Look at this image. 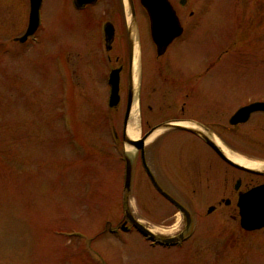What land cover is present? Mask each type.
<instances>
[{
    "label": "rangeland",
    "instance_id": "rangeland-1",
    "mask_svg": "<svg viewBox=\"0 0 264 264\" xmlns=\"http://www.w3.org/2000/svg\"><path fill=\"white\" fill-rule=\"evenodd\" d=\"M193 1L187 0L180 16L187 17L188 9L196 11ZM199 2L208 5L204 14L211 17L212 27L200 28L195 42L199 49L190 59L182 55L178 62L199 67L209 62L219 71L213 76L215 82L200 81L197 108L183 115L207 120L200 114H224L221 121L226 128L217 131L222 140L243 159L264 166V115L255 113L247 124L235 128H228L227 123L239 107L264 101V0ZM47 5L46 16L52 25L48 31L54 32L56 22L64 31H55L52 41L76 53L69 59L77 68L80 84L74 91L80 94L74 96L73 88L63 83L62 69L41 68L36 79L26 68L30 55L8 63L4 76L0 72V264H233L231 250L219 257L211 255L206 235L217 234V229L212 232L199 226L190 239L193 253L183 251L181 257L178 249L150 247L134 232L114 235L108 231L123 213V157L135 151L121 142V111L106 114L103 76L97 78V64L90 65L97 63L98 55L82 53V21L69 14L66 18L67 10L57 0ZM47 51H40V57ZM97 90L102 93L100 98H96ZM172 110L150 116L162 120L174 116ZM144 114H149L145 106ZM147 130L145 124L142 132ZM159 134L155 141L152 137L146 142V154L158 171V180L171 192L192 200L199 219L212 199L205 194L212 184L206 166L210 163H202L208 152L190 134ZM215 171L214 179L222 174L221 168ZM133 186V193L128 194L130 209L155 235L175 236L182 229V217L152 190L139 164ZM256 235L246 234L244 264H264Z\"/></svg>",
    "mask_w": 264,
    "mask_h": 264
},
{
    "label": "flooded vegetation",
    "instance_id": "flooded-vegetation-1",
    "mask_svg": "<svg viewBox=\"0 0 264 264\" xmlns=\"http://www.w3.org/2000/svg\"><path fill=\"white\" fill-rule=\"evenodd\" d=\"M54 1L0 0V72L4 76L5 70H9V67L7 68L8 63L22 61L23 58L30 55L33 57L26 62V68L36 74V79L41 68L42 71L45 70L43 68H46L47 70L45 71L53 72L62 69L66 79L65 81L61 80L63 83L67 82L68 86L70 85L73 88L74 96H79L80 93L74 91V89H77L76 87L79 89L80 84L76 78L77 68L69 59L70 54L74 53V51L66 45L54 44L52 41L56 35L55 31H57L56 33L64 32L58 29L57 22L55 23L54 32L51 34L48 31L52 25L47 18L48 15L46 16L50 7L47 4ZM168 1L175 12L177 21L182 28V33L179 37L174 38L161 53H158V49L151 37L152 23L149 13L140 0H132L134 20L129 17L130 8L125 0H82V6L78 8L73 4L74 0H57L67 10L65 12L64 9H59L64 10V16L69 14L71 17H77L79 23L82 21V53L87 52L98 55L97 63L90 62V65L97 64L95 66L98 72L97 78L103 76V94L107 105L106 114H115V109L116 111L120 110L121 114H123L121 142L124 128L127 127L132 111L135 110L137 114L138 139H142L152 128L162 123L172 121H178L179 123L195 122L200 125V131L203 134H212L217 141L226 146L228 151L240 157L234 147L224 142L217 132L219 131L218 129L226 128V125L221 121L224 114H213L212 112L210 114H200L201 116L206 115L207 120L201 119L202 117L195 114L190 116L183 115L190 114L189 112L192 111V108H197L196 99L197 94H199L200 81L206 84L215 82L216 79H213V76L219 71L209 62L203 63L201 67L194 66L193 63L190 65V62L186 64L178 62L182 55L185 54L190 59L189 56H191L193 51L199 49L195 46V42L200 38L198 36L200 28L212 27L211 17L205 15L208 5H203L199 2L200 0H194L192 7L196 8V11L188 9V15L184 17L180 16L181 14L179 13H182L187 0ZM138 5L141 10L137 8ZM64 21L65 18L62 19V22ZM16 27L18 29L16 32H10ZM48 39L50 40V46H46ZM44 42H46L45 46H43ZM48 49L49 51H47ZM40 51L42 53L47 51V54L40 57ZM170 54H173V57H169ZM82 62L87 65L83 56ZM102 72H105V74ZM83 73L82 71V86L84 87L86 77H84ZM210 77L212 78L211 80ZM111 82L116 84L117 92L113 96L116 98V103L113 106L109 104L112 93ZM97 91L96 98H100L102 93L100 90ZM144 106L149 114H144ZM166 109H173L170 114L175 115L157 121L153 120L156 119V116L151 118V114H163ZM253 115L255 114H251L248 121L244 123L230 124L229 120L233 116V114H230L227 117V123L230 125L228 128L247 124ZM145 124L148 130L142 132V127ZM167 131H178L192 135L197 139L199 145L208 152L207 156L202 158V163H210L209 165L206 164V166L210 170L212 184L207 186L205 194L209 193L208 199L212 196V199L208 200L211 205L208 206L205 213L199 215L198 219L193 209L192 200L183 198L177 191L174 193L161 186L162 184L158 180V171H156L146 154L145 143L143 155L141 151L134 149L135 153L133 156L123 157V166L125 167V162L129 159L132 169L130 187L128 190L124 187V184L121 187L123 193L126 194V197L123 198L122 196L121 200L123 213L114 229L109 226L107 227L108 231L114 233V235L119 231L124 233L134 232L141 239L147 241L150 247L166 250L178 249L177 254L181 257L183 251L185 253L190 252V255L193 253L191 248L193 245L190 239L197 232L199 226L209 227L212 232L217 229V234L206 235L212 248L210 250L211 255L219 257L220 254H224L226 249L231 250L233 264H235V261L239 262V264L245 263L247 251L246 234L256 233V237H258L256 245L260 248V252L263 255L264 240L262 238L264 237V227L250 231L243 229L240 224L239 202L247 192L264 186V173L250 172L229 164L196 134L178 129H168L161 132V134ZM156 137L153 138V141L156 140ZM241 158H243V155ZM137 164L140 165L144 175L149 180L152 190L180 213L183 221L182 229L175 236H158L156 241H150L136 231L134 222H139L149 228L147 222L130 209L129 203L131 202L128 199V194L133 193ZM216 168H221V173H225L223 174V181L220 180L222 174L214 179ZM151 177L156 180L163 192L168 194L186 211L189 223H187L184 213L153 186ZM220 192L222 196L218 197ZM259 199H264V197L260 196ZM217 216H220V218L218 217L217 219ZM163 238L174 240L164 243ZM96 253H100L99 249ZM93 259L97 260L96 258ZM101 260L103 259L101 258ZM103 263L105 264V262L101 264Z\"/></svg>",
    "mask_w": 264,
    "mask_h": 264
},
{
    "label": "water",
    "instance_id": "water-1",
    "mask_svg": "<svg viewBox=\"0 0 264 264\" xmlns=\"http://www.w3.org/2000/svg\"><path fill=\"white\" fill-rule=\"evenodd\" d=\"M86 1V0H85ZM127 4L130 8L129 17L134 20V10L132 6V0H126ZM141 4L146 8L149 13L152 27H151V37L158 49V53H161L163 49L177 36L181 33L180 25L175 16V12L172 9L168 0H140ZM82 3V0H76L75 4L79 5ZM34 9V7H33ZM33 11V10H32ZM31 32V31H30ZM116 84L112 85V95L110 100V105L112 106L116 102V98L113 96L116 94ZM264 112V102H254L250 103L246 106L239 108L234 115L230 118V124L244 123L246 122L250 115L254 112ZM178 121L166 122L162 123L154 128H152L148 133L144 135L142 139H131L127 135V128H124L123 132V143L132 147L136 150H140L141 154H144V145L145 141L149 139L157 131H165L168 129H178L185 130L190 133L196 134L200 136L208 146L213 148L216 153L221 156L226 162L229 164L250 171L254 173H264V166L259 169H252L242 165H239L233 161H231L223 152L222 148L215 142V138L212 134L207 133L203 134L200 131V125L195 122H190L195 128L186 127L178 124ZM199 128V129H198ZM129 159L126 160V168H125V181L124 187L128 190L131 182L132 169L130 166ZM153 185L160 191L168 200L174 204L177 208H179L187 218V223H189V218L187 217L186 211L176 203L174 199H172L168 194L163 192L156 182V180L151 177ZM264 197V186H260L252 189L247 192L241 198L239 202L240 207V224L241 227L245 230H255L264 227V199H259V197ZM135 227L139 230L141 234L144 236L154 239L156 236L150 229L144 227L139 222H134ZM171 238H163V242H172Z\"/></svg>",
    "mask_w": 264,
    "mask_h": 264
},
{
    "label": "bare ground",
    "instance_id": "bare-ground-1",
    "mask_svg": "<svg viewBox=\"0 0 264 264\" xmlns=\"http://www.w3.org/2000/svg\"><path fill=\"white\" fill-rule=\"evenodd\" d=\"M180 125L186 126V127H190V128H195V126H193L191 123H187V122H182V123H178ZM127 135L128 137H130L131 139H137L138 138V130H137V114L135 112V110L132 111V114L130 116V120L128 122V126H127ZM159 131H157L156 133H154L152 136L149 137L148 140H150L153 136H155ZM215 142L222 148L224 154L233 162L248 167V168H252V169H259L262 166L260 164L254 163V162H250L247 161L233 153H231L230 151H228L224 146L221 145V143L219 141H217L215 139Z\"/></svg>",
    "mask_w": 264,
    "mask_h": 264
}]
</instances>
